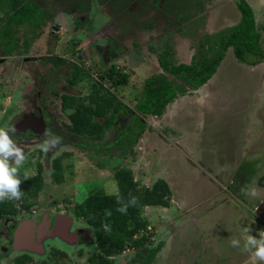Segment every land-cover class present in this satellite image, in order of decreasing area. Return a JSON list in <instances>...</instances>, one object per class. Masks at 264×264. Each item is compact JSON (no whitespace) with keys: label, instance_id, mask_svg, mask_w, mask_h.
Segmentation results:
<instances>
[{"label":"rangeland","instance_id":"rangeland-1","mask_svg":"<svg viewBox=\"0 0 264 264\" xmlns=\"http://www.w3.org/2000/svg\"><path fill=\"white\" fill-rule=\"evenodd\" d=\"M247 1L255 12L257 30L264 42V0ZM194 3L203 5L204 9L196 18L194 14L200 8L196 9ZM194 3L187 8L191 9L187 12L188 19L193 20L179 26L171 17L184 21L182 2L165 1L164 10L152 21L153 29H147L143 28L142 17L150 12L148 8L128 4L118 13L111 4L93 0L89 12L83 15L84 22H88L83 24L86 28L78 32L75 29L78 22L73 23L68 4L60 2L43 34L32 43L29 55L39 58L55 53L62 55L63 46L73 40L69 43L71 46L76 37L81 40L77 53L89 45L105 44L113 53L110 55L113 65L130 75L126 86L105 85L136 111L145 81L164 74L159 55H169L176 62L186 64L194 58L200 61L204 56L214 57L216 51L211 48L217 47L219 41L215 43L213 36L221 37L240 21L237 0ZM88 27L95 30L89 31ZM53 28L60 29L59 44L52 37ZM20 61H17L21 65L18 74H12L10 69L6 72L7 65H0V106H6L16 90L21 89L25 69L32 68L33 72L41 69L61 86L70 74L72 63L70 60L69 67L55 69L43 62L23 66ZM85 63L90 75H83L74 86L71 91L74 95L90 93L92 83L98 82V71L104 72L107 68L100 66L95 55ZM167 77L174 80L173 76ZM190 90L186 96L174 100L161 118H144L146 130L132 148H120L115 143L118 132L132 120L127 115L117 121L102 141L75 137L73 146L64 150L71 156L63 155V150L52 156L64 159L66 180L54 188L46 178L43 203L47 204L49 195L68 196L75 198L69 201V206H73L91 195L106 194L113 182L116 183L115 172L122 167L129 168L144 186L150 187L158 179H164L172 190L169 208L147 207L142 211V216L149 221L148 232L144 234L153 233L152 247L159 250L149 264H252L250 254L242 251V229L250 228L249 234L257 239L264 232V185L261 183L264 178V59L259 65H248L238 60L229 48L213 78L201 89ZM252 188L257 190L255 197L245 194ZM71 212L74 229L89 228ZM86 233L91 245L51 240L47 246L55 245L53 250L57 253L51 250V254L40 260L51 264H88L89 258L99 250L92 242V228ZM232 239H239L241 247H232ZM138 255L128 248L115 258L116 264H145Z\"/></svg>","mask_w":264,"mask_h":264},{"label":"flooded vegetation","instance_id":"flooded-vegetation-1","mask_svg":"<svg viewBox=\"0 0 264 264\" xmlns=\"http://www.w3.org/2000/svg\"><path fill=\"white\" fill-rule=\"evenodd\" d=\"M3 1V8L0 7V32H4L3 40L0 42V60L2 61L0 65H7L6 72L10 69L12 74H18L17 70H20L21 66L17 63L19 59L23 66L43 62L55 69L69 67V61L72 60L69 67L70 74L66 76V81L61 86L52 77L42 73L41 69H37L35 72L31 70L32 68L25 69L23 75L25 83L21 89L16 90L13 98L6 106H0V128H15V134L10 132L9 135L23 149L26 156L25 163L18 173L19 179L22 181L20 185V190L23 192L21 200L0 201V264H7L6 262L9 260L11 264H36V262L51 264L40 260L42 256H47V253L55 249L53 248L56 247L55 245L47 246V243L51 240H63L70 245H91L90 239H88L89 233H86L91 227L86 222L85 224L89 227L87 229L73 228L74 219L71 218V211H74L75 214V207L79 204L75 202V205L69 206V201H73L74 197L72 199L68 196L55 198L53 195H49L47 204L43 203L42 191L46 187V178L53 183L54 188L65 183L64 181L58 184L53 178L54 163L61 158H52V156L57 154L59 150L64 152L66 148L72 147L75 137H84L74 134L69 119L72 110H63V97L65 95L78 96L71 93L74 85L70 84V78L75 68L79 70L81 75L88 74L89 76L90 69L88 65L85 66V62L90 61L93 55L99 57L100 66L107 67L106 70L116 65H113V60L110 57L113 53H110L107 50L108 46L103 43L89 45L88 49H84L82 53H77L80 50V47L77 46L81 43L79 37H76L77 40L71 46L69 43L73 40L67 41L70 49L67 50L68 45H64L61 51L62 55L55 53L40 58L29 55L32 43L43 34L45 27L53 19V12L60 2L64 5L68 4V13L71 14L73 23L78 22L75 29L79 32L86 28L83 24L88 22H84L85 17L83 15L89 12L93 0H28L35 4L36 8L45 10L47 13V18L36 25H19L17 22L12 21L13 14L18 12L20 6L9 7L12 0ZM165 1L170 2L171 0H98L101 3L111 4L112 9H115V12L118 13H121L128 4H132V6L140 4L143 8H148L150 12L142 17L143 20L141 19L143 28L146 27L147 29H153L154 23L152 21L158 13L164 10L163 4ZM194 1L197 0H175L176 4L181 2L183 4L184 8L181 9V14L184 21H181L180 18L171 17V19L179 26L193 20L192 17L188 19L187 12L191 9L187 8ZM193 5L196 6V9L200 8L199 12L194 14L195 18L204 13L203 5H196L195 3ZM181 14L179 13L180 16ZM117 16L120 17V15ZM53 29L51 32L52 37L55 39L54 42L59 44L61 40L60 29ZM88 29L92 32L95 30L90 27ZM98 72L97 79L101 82V76L104 72L100 70ZM9 79L7 78V81ZM195 91L192 90V92ZM46 131L62 138L61 144L49 152H44L41 149V145L47 139L45 136ZM62 154L71 156L68 151ZM63 160L61 159V162L64 167ZM74 216L79 219L76 215ZM257 224L261 227L260 222H257ZM58 227H63L66 233L59 232ZM92 242L95 243L94 237ZM46 248H48V252ZM52 253L55 254L57 251L53 250Z\"/></svg>","mask_w":264,"mask_h":264},{"label":"trees","instance_id":"trees-1","mask_svg":"<svg viewBox=\"0 0 264 264\" xmlns=\"http://www.w3.org/2000/svg\"><path fill=\"white\" fill-rule=\"evenodd\" d=\"M16 1L12 0L8 4L9 7L20 6L18 12L12 16V21L19 25H36L47 18L45 10L36 8L32 2ZM3 3L4 1L0 0L1 8ZM237 8L241 15L239 23L224 32L221 37L213 36L215 43L219 41L217 47L211 48L216 51L214 57L204 56L200 61L194 58L190 64H185L176 62L169 55H159V64L164 74L145 81L136 111H132L123 99L112 91V88L126 86L130 79L128 73L117 69L116 66L102 74L101 82L94 81L87 95H65L63 110H72L69 119L74 134L102 141L105 134L114 129L117 121L127 115L132 120L129 126L118 132L119 137L115 143L120 148H132L146 130L144 118H161L174 100L191 92L190 88L198 90L206 85L216 74L229 48L233 49L236 58L241 62L248 65L261 64L264 59V42L257 30L255 12L247 0H237ZM3 37L4 32H0V42ZM168 75L173 76L174 80L168 78ZM82 77L75 68L70 84L75 86ZM105 84L112 88L106 87ZM53 178L58 184L65 181V168L61 159L54 163ZM113 178L124 202L134 196L138 199V204L129 207L126 215L116 211L120 207L116 197L107 194L91 195L76 205L75 215L93 229L94 242L99 250L96 255L90 257L89 264H116L115 258L128 248L137 251L143 262L149 264L159 250L152 247L150 239L154 236L153 233L144 234L148 232L149 221L142 216V211L147 207L169 208L172 190L164 179H158L150 187L144 186L136 180L132 169L125 167L118 169ZM261 183L264 185V178ZM106 210L111 211L110 217L105 215ZM105 223L110 226V232L104 231L102 225Z\"/></svg>","mask_w":264,"mask_h":264},{"label":"clouds","instance_id":"clouds-1","mask_svg":"<svg viewBox=\"0 0 264 264\" xmlns=\"http://www.w3.org/2000/svg\"><path fill=\"white\" fill-rule=\"evenodd\" d=\"M15 134V128L8 129L0 128V201L11 200L19 201L23 196V192L20 190L22 181L19 179V169L23 166L26 160L25 153L21 147H19L11 138L9 133ZM47 139L44 140L41 145V149L44 152H49L56 149L62 141V138L54 135L50 131L45 132ZM14 165V166H13ZM242 191H245L242 189ZM107 195L115 196L117 204L120 205L116 211L121 214H127L129 207H135L138 204V199L134 196L125 203L120 196L118 185L113 182L111 189L107 191ZM246 195L255 197L257 190L252 188L245 191ZM111 211L106 210L105 215L111 216ZM105 232H110L111 228L108 224L102 225ZM250 228H243V248L242 251L248 252L251 257L252 264H256L257 261L264 264V232L259 233V239L250 235ZM231 246L239 248L241 243L239 239H232Z\"/></svg>","mask_w":264,"mask_h":264},{"label":"water","instance_id":"water-1","mask_svg":"<svg viewBox=\"0 0 264 264\" xmlns=\"http://www.w3.org/2000/svg\"><path fill=\"white\" fill-rule=\"evenodd\" d=\"M0 62H2L1 60H0ZM57 229H59V232H63L64 234L66 233V230L65 229H63V227L61 228V227H58ZM63 234V235H64Z\"/></svg>","mask_w":264,"mask_h":264},{"label":"crops","instance_id":"crops-1","mask_svg":"<svg viewBox=\"0 0 264 264\" xmlns=\"http://www.w3.org/2000/svg\"><path fill=\"white\" fill-rule=\"evenodd\" d=\"M201 89V88H200Z\"/></svg>","mask_w":264,"mask_h":264}]
</instances>
